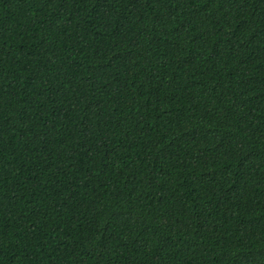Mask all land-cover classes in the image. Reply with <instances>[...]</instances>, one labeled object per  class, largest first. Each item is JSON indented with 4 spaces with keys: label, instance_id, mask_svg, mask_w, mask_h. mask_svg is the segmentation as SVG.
I'll list each match as a JSON object with an SVG mask.
<instances>
[{
    "label": "trees",
    "instance_id": "trees-1",
    "mask_svg": "<svg viewBox=\"0 0 264 264\" xmlns=\"http://www.w3.org/2000/svg\"><path fill=\"white\" fill-rule=\"evenodd\" d=\"M0 264H264V0H0Z\"/></svg>",
    "mask_w": 264,
    "mask_h": 264
}]
</instances>
